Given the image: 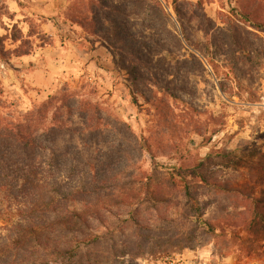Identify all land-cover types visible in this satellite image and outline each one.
I'll return each instance as SVG.
<instances>
[{"label": "rangeland", "instance_id": "obj_1", "mask_svg": "<svg viewBox=\"0 0 264 264\" xmlns=\"http://www.w3.org/2000/svg\"><path fill=\"white\" fill-rule=\"evenodd\" d=\"M149 1L170 14L164 31L148 32L170 49L166 64L187 58L193 66L181 82L162 84L175 97L127 74L134 57L109 47L85 21L91 0H61L49 16L35 11V0H0V111L18 117L64 94L130 127L132 136L124 128L116 135L127 133L119 137L129 140L123 186L136 198L111 219L122 233L109 240L106 264H264V0ZM140 13L130 26L158 27ZM59 58L60 76L43 87L29 82L37 64L40 77L56 74L50 67ZM129 86L139 91L137 103ZM197 175L210 186L197 184ZM216 181L236 191L215 190ZM132 211L149 230L134 225Z\"/></svg>", "mask_w": 264, "mask_h": 264}, {"label": "trees", "instance_id": "obj_2", "mask_svg": "<svg viewBox=\"0 0 264 264\" xmlns=\"http://www.w3.org/2000/svg\"><path fill=\"white\" fill-rule=\"evenodd\" d=\"M86 7L85 21L94 25V33L120 54L134 57L132 67L124 65L127 74L175 97L162 84L181 82L193 66L187 58H178L174 66L166 64L162 54L170 49L156 39V33H148L164 31L163 22L171 19L170 14L149 0H91ZM139 13L145 15L144 21H157L158 27L130 26ZM111 28L118 35L113 37ZM181 32L186 38L182 27ZM177 39L181 49L182 41ZM17 50L13 51L17 56L29 54ZM190 59L195 63L198 58ZM197 64L204 67L199 59ZM132 88L128 87L137 103L139 91ZM53 103L59 106L49 115ZM122 128L132 136L128 125L109 123L98 104L64 94L49 95L33 113L18 117L0 111V264H106L109 240L122 233L111 228V219L120 218L121 207L136 198L123 186L129 140L119 139L127 133L117 137ZM197 176V184L210 186L204 175ZM187 181L181 180L190 198ZM213 188L236 191L218 181ZM128 214L136 227L149 230L140 213Z\"/></svg>", "mask_w": 264, "mask_h": 264}, {"label": "crops", "instance_id": "obj_3", "mask_svg": "<svg viewBox=\"0 0 264 264\" xmlns=\"http://www.w3.org/2000/svg\"><path fill=\"white\" fill-rule=\"evenodd\" d=\"M60 1L61 0H35V5H37V9H35V11H37L40 14L49 16L51 14H57L59 13V6H60ZM54 33H52L53 35ZM28 58V57H27ZM24 58L21 60H29L28 62H31L30 60H35V57H31L30 58ZM63 59L59 58L56 60V67H50L51 70H57L56 74H53L51 72H46L44 75H42L41 77L39 76V72H41V66H39V64L36 65L37 70V74L35 75H29L28 76V80L29 82L34 85V86H38V87H43V86H47L49 82H51V80L53 81L54 76H60V74L63 73L64 69H63ZM27 67L29 66V64L26 65ZM39 77V79L37 78Z\"/></svg>", "mask_w": 264, "mask_h": 264}]
</instances>
